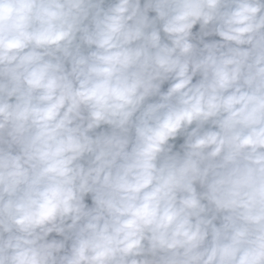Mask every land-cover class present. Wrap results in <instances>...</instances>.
Segmentation results:
<instances>
[{
    "label": "clouds",
    "instance_id": "9594fccd",
    "mask_svg": "<svg viewBox=\"0 0 264 264\" xmlns=\"http://www.w3.org/2000/svg\"><path fill=\"white\" fill-rule=\"evenodd\" d=\"M0 264H264V0H0Z\"/></svg>",
    "mask_w": 264,
    "mask_h": 264
}]
</instances>
